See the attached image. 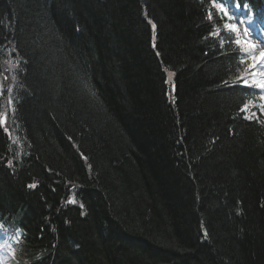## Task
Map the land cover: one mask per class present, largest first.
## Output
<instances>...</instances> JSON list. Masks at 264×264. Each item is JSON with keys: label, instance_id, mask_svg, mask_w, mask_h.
<instances>
[{"label": "trees", "instance_id": "trees-1", "mask_svg": "<svg viewBox=\"0 0 264 264\" xmlns=\"http://www.w3.org/2000/svg\"><path fill=\"white\" fill-rule=\"evenodd\" d=\"M225 23L212 0H0L15 264H264L260 93Z\"/></svg>", "mask_w": 264, "mask_h": 264}, {"label": "snow or ice", "instance_id": "snow-or-ice-1", "mask_svg": "<svg viewBox=\"0 0 264 264\" xmlns=\"http://www.w3.org/2000/svg\"><path fill=\"white\" fill-rule=\"evenodd\" d=\"M212 3L214 7L218 9L219 12L222 13L224 17H227L229 20L233 19V17L229 15V9L225 6L223 2L216 3V0H212ZM236 7H239V5L237 4ZM247 7L248 5H245V8ZM211 16H212V13H211V10H209L210 19H211ZM153 28H155V25H153ZM224 28L230 30L232 33L235 34L236 38L233 41V43H235L238 47H241L242 52L247 56V60L242 61V63H247L248 65L247 68L245 69V72L250 73L253 77H255L257 74L256 70L258 68L264 69V47L259 48V56H257L256 55V51L258 47L257 44L253 43L251 39L242 41L240 39V31L236 24L226 23L224 25ZM244 36L245 37L249 36V32L247 30H245ZM169 75L171 76L173 75V73H170ZM259 75L261 77H264V71H261ZM237 82L242 83L245 87H255V88L261 89L262 92H264V79L258 80V79L253 78L250 83L249 79L246 76L241 75L237 77ZM225 84H227V82H225ZM259 99L261 101H264V94H261L259 96ZM248 107H249L248 104H245L242 111H247ZM259 107H260L261 112H264V103H261ZM252 115L254 116L255 113H253ZM247 118L251 119L252 117H247ZM2 122L3 121H0V123ZM261 123H264V121H262ZM9 164H11V161H9ZM29 187L34 188L36 187V185L32 184V185H29Z\"/></svg>", "mask_w": 264, "mask_h": 264}, {"label": "rangeland", "instance_id": "rangeland-1", "mask_svg": "<svg viewBox=\"0 0 264 264\" xmlns=\"http://www.w3.org/2000/svg\"><path fill=\"white\" fill-rule=\"evenodd\" d=\"M229 15H231L233 17V19L228 20L227 23L236 24L238 26V29L240 31V39L242 41L251 39L253 43L257 44L258 47H257L256 55L259 56V48L260 47H264V31H261L259 28H254L253 27V23H252V27H250L249 26L250 21H251L250 17H243L242 14H237L236 15L230 9H229ZM258 20H259V22H263L259 18H258ZM245 30H247L249 32V36L248 37L244 36ZM9 55H10V51L8 50L7 51V56H9ZM246 59H247V56H246ZM8 63H10L12 66L15 65V63H14V61L12 59H9ZM256 71H257L256 75H259V73L261 71H264V69H259L258 68ZM9 76H10L9 73L5 70L4 65H3L2 68H1V72H0V82L7 81ZM2 87H3V85L0 86V97L2 96V92H1L2 91ZM263 94H264V92H263ZM2 100H3V106H2V111L0 112V121H3L2 125L5 128L6 132H8V129L6 128V122H7V115L12 110V103H11V100H10V98L8 96L4 97ZM253 106H259V104L250 103L248 109L252 108ZM247 111H249V110H247ZM251 116H252V114H251ZM5 260L6 259H4L1 264H7L5 262ZM0 261H1V257H0Z\"/></svg>", "mask_w": 264, "mask_h": 264}, {"label": "bare ground", "instance_id": "bare-ground-1", "mask_svg": "<svg viewBox=\"0 0 264 264\" xmlns=\"http://www.w3.org/2000/svg\"><path fill=\"white\" fill-rule=\"evenodd\" d=\"M227 22V21H226ZM9 59H13V54L10 52V55L9 56H7V53H6V56H5V60H9ZM255 79H264L263 77H261V76H259V77H257V78H255ZM2 100V99H1ZM2 106H3V100H2ZM1 125H2V123H1ZM3 126V125H2ZM8 126H9V124H8V121L6 122V128L8 129V132L7 133H9L10 134V131H9V128H8ZM4 128V127H3ZM5 129V128H4ZM6 131V130H5Z\"/></svg>", "mask_w": 264, "mask_h": 264}]
</instances>
